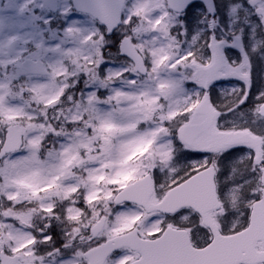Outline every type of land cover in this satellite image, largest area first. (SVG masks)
<instances>
[{"label":"snow or ice","instance_id":"obj_1","mask_svg":"<svg viewBox=\"0 0 264 264\" xmlns=\"http://www.w3.org/2000/svg\"><path fill=\"white\" fill-rule=\"evenodd\" d=\"M254 61L264 0H0V264H264Z\"/></svg>","mask_w":264,"mask_h":264},{"label":"rangeland","instance_id":"obj_2","mask_svg":"<svg viewBox=\"0 0 264 264\" xmlns=\"http://www.w3.org/2000/svg\"><path fill=\"white\" fill-rule=\"evenodd\" d=\"M252 76L255 87H260L262 84H264V64L259 61H254Z\"/></svg>","mask_w":264,"mask_h":264}]
</instances>
